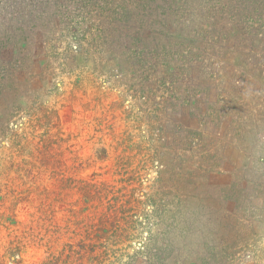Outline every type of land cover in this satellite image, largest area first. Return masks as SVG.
<instances>
[{
  "label": "rangeland",
  "instance_id": "1",
  "mask_svg": "<svg viewBox=\"0 0 264 264\" xmlns=\"http://www.w3.org/2000/svg\"><path fill=\"white\" fill-rule=\"evenodd\" d=\"M0 264H264V0H0Z\"/></svg>",
  "mask_w": 264,
  "mask_h": 264
}]
</instances>
